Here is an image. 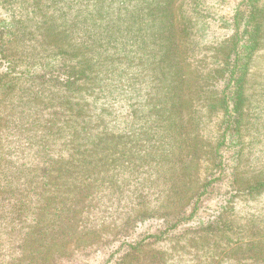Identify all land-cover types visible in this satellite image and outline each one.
I'll use <instances>...</instances> for the list:
<instances>
[{"label": "rangeland", "instance_id": "1", "mask_svg": "<svg viewBox=\"0 0 264 264\" xmlns=\"http://www.w3.org/2000/svg\"><path fill=\"white\" fill-rule=\"evenodd\" d=\"M6 1L18 27L13 51L21 65L15 91L0 105V264H60L62 255L95 247L113 235L135 204L151 210L181 208L208 174L217 141L222 117L212 106L217 95L207 78L220 68L230 46L229 26L221 24L215 34H198L191 42L181 34L179 14L189 0H173L178 47L172 59L178 66L167 77L179 81L183 98L174 120L182 138L175 147V140L156 134L167 124L152 127V102H144L152 84L151 92L160 88L154 76L162 71L139 77L143 63L137 56L127 67L128 80L123 86L115 84L114 92L98 91L97 80L89 79L80 82L76 92H68L55 89L62 85L53 86L58 80L49 76L54 73L38 79L32 75L33 69L68 51L69 59L81 57L87 69L95 68L90 76L106 74L116 83L126 63L117 65L119 56L108 49H118L122 40L117 35L118 40L104 38L100 46L96 41L113 27V8L122 11L126 5L109 0ZM262 17L264 25V10ZM138 28H132L131 37ZM261 43L248 79V146L241 163V189L234 199V230L168 241L142 251L143 264H264V187L246 190L252 179L264 178V35ZM138 46L151 51L147 43ZM106 53L110 65H103ZM94 56L102 67L94 65ZM101 95L105 101L95 100ZM101 107L108 113L103 126L112 133L108 144L91 137Z\"/></svg>", "mask_w": 264, "mask_h": 264}, {"label": "trees", "instance_id": "2", "mask_svg": "<svg viewBox=\"0 0 264 264\" xmlns=\"http://www.w3.org/2000/svg\"><path fill=\"white\" fill-rule=\"evenodd\" d=\"M109 1L112 4L120 2L121 5L127 7H124L122 11H119L118 7L113 8L115 12L112 14L115 13L117 16L115 22H111L113 23L111 26L116 28H107L108 35L98 38L96 44L100 46L104 38L108 41L118 40L117 35L121 38L122 42L118 45V49H116L117 46L115 48L110 46L108 51L113 50L115 52L113 56H119L115 62L117 65L126 63L124 70L121 71L124 72L123 77L118 74L115 83V79L107 77L106 74L100 77L90 76L95 68L91 66L87 69L86 61L81 57L77 60L69 59L68 51H61L52 61L33 69L35 71L32 75L38 79V77L46 76L48 72L49 75L54 73L49 76L58 80L53 86L59 83L62 85L56 86L60 88L55 89H66L68 92H76V86L84 79H89L92 83L97 80L96 83L100 86L98 91L106 90L108 93L112 90L114 92L117 91L115 84L123 86L122 82L128 80L127 67L132 66L131 61L137 56L136 61L143 63L139 77H144L145 73H155L158 68L162 71L160 76L153 75L157 79V85L161 81L158 85L160 88L151 92L150 89L155 86L152 84L144 102L146 104L152 102L150 106L155 113L152 114L151 119H148L149 122L151 120L155 123L150 122L152 127L155 125L159 127L162 121L167 124L165 129L159 128L156 134H163L167 140H175L176 145L174 146L177 147L182 135L175 132L177 128H175L174 120H176L178 109L183 106V98L178 91L179 81L172 82V79L167 77L168 75L173 76L174 74H171L174 70L173 66H178L172 59L178 47V40L173 31L175 23L170 8L173 0ZM186 2V8L184 6L179 11L182 16L180 31L191 42L198 37V34L200 36L215 34L216 27L221 24L228 25L232 31L230 46L224 54L220 68L207 78L217 95L212 106L220 110L222 117L217 141L207 162L208 174L198 190L181 208L169 211L151 210L149 206L142 207L140 204H135L131 209L134 212L123 217L113 235L104 238L95 247L62 255L60 264H143V259H139L142 251L155 248L168 241L176 239L181 241L190 235L204 236L234 230L236 216L234 199L241 189V176L244 177L241 163L244 161L245 150L248 146L244 139L251 110L248 79L252 72L254 58L262 48L264 0H189ZM9 11L8 1L0 0V105L15 91L21 65L13 51V44L18 37V27ZM224 11L230 12L231 16L226 18ZM122 12H124L123 15ZM119 14L121 15L118 18ZM120 24L123 26L121 27ZM136 25H139V28L135 36L131 37L130 34L135 32L132 28ZM119 33L123 36L121 37ZM126 34L129 35V39H125L128 37ZM156 42H159L158 45ZM144 43L151 46V51H145L144 48L141 49L138 46ZM193 50H196L194 46ZM95 56L91 58L92 62L102 67L100 59L97 57L96 62ZM110 56L106 53L103 65L111 64ZM146 56L150 58L148 62ZM122 68H117V70ZM61 70H65L62 73L65 77H60ZM70 70H72V75H67ZM88 72H90L89 75ZM124 88H129V85ZM140 88L141 85L139 90ZM117 93L114 95L117 96ZM104 99L105 96L102 95L100 98L95 97L97 101H105ZM152 109L148 108V110ZM160 110L164 112L163 115H159ZM105 111V107L99 108V114L93 122V126L97 125L91 129V137H95L98 143L108 144L112 133L103 126L104 119L108 116ZM79 132L85 133L83 129ZM249 184L247 191L260 189L264 187V178L252 179Z\"/></svg>", "mask_w": 264, "mask_h": 264}]
</instances>
